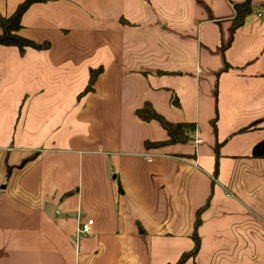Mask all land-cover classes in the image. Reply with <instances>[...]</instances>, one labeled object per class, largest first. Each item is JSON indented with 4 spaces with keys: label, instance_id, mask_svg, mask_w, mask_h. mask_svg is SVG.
Listing matches in <instances>:
<instances>
[{
    "label": "crops",
    "instance_id": "obj_1",
    "mask_svg": "<svg viewBox=\"0 0 264 264\" xmlns=\"http://www.w3.org/2000/svg\"><path fill=\"white\" fill-rule=\"evenodd\" d=\"M21 1L0 0V14ZM241 1L31 5L20 34L50 48L0 46V264H174L205 205L185 264H264V158L252 154L264 140V0L221 49ZM91 67L103 72L77 102ZM147 101L195 122L193 139L149 147L167 133L136 114ZM88 218L93 233L77 241Z\"/></svg>",
    "mask_w": 264,
    "mask_h": 264
},
{
    "label": "trees",
    "instance_id": "obj_2",
    "mask_svg": "<svg viewBox=\"0 0 264 264\" xmlns=\"http://www.w3.org/2000/svg\"><path fill=\"white\" fill-rule=\"evenodd\" d=\"M49 0H23L21 1L15 11L10 15L0 14V46H14L18 48L21 54H24L27 49L34 48L38 50L49 49L51 43L49 41L38 42L29 37L20 34L23 28L22 18L25 12L37 2H47ZM235 15L230 31V37L226 44L221 46L224 50L230 46L234 39L236 30L241 27L246 17L252 12V0H244L234 3ZM125 22V19L122 18ZM228 67V66H227ZM103 72V67H91L89 70V79L85 88L79 93V97L87 95L88 93L95 91V85L98 77ZM175 104L178 103L177 98H173ZM136 114L138 117L145 121L157 120L167 133V138L164 141L156 143L147 142L150 146H163L165 144L187 143L193 139L195 131L197 130V124L195 122H172L168 120L163 114L159 113L151 102L147 101L143 107L137 109ZM253 156L257 158H264V140L259 141L253 148ZM39 155V152H34L31 156L25 158L22 162V166L26 165L29 161L34 160ZM206 205L199 210L195 221V227L192 233L194 246L191 250L185 251L180 258L174 264H185L190 258H195L200 248V236L198 234V228L201 224V212L205 209Z\"/></svg>",
    "mask_w": 264,
    "mask_h": 264
},
{
    "label": "rangeland",
    "instance_id": "obj_3",
    "mask_svg": "<svg viewBox=\"0 0 264 264\" xmlns=\"http://www.w3.org/2000/svg\"><path fill=\"white\" fill-rule=\"evenodd\" d=\"M42 50H44V49H42ZM20 53V52H19ZM21 54V53H20ZM70 62H71V66H74V67H77L76 69H81V66H77V61H76V59H74V58H72V59H70ZM88 68V67H87ZM86 96V94L85 95H83L82 97H85ZM82 97H79V95L77 96V102H79L80 101V99H82ZM21 108H22V106H21ZM86 107H85V105H84V108H83V110L85 109ZM83 110L82 111H80V112H75L73 115L75 116V120L77 119V120H79L80 122H84L85 121V119L83 118V116L81 117V118H79V116H81L82 114H85L86 115V119L88 120V121H85V123H83L84 125H85V134H88V133H90L91 132V134L92 133H94V136H95V134H96V131H95V123H94V127L92 128L91 126H92V121L90 120V117L86 114L87 113V111H85V112H83ZM96 113V112H95ZM95 116H96V120L97 121H99V118H98V114H95ZM73 117V116H72ZM72 117H71V119H72ZM109 120V117H107L105 120H103V121H108ZM82 124V125H83ZM69 128L71 129L72 128V123H70L69 124ZM53 143V144H52ZM51 144L49 143V146H52V147H54V148H56L55 146V143H54V141L52 142ZM68 147H70V148H72L73 147V145H72V143H70V144H68ZM71 167H74V161H71ZM84 237H86L85 235L84 236H82V238H84Z\"/></svg>",
    "mask_w": 264,
    "mask_h": 264
},
{
    "label": "built area",
    "instance_id": "obj_4",
    "mask_svg": "<svg viewBox=\"0 0 264 264\" xmlns=\"http://www.w3.org/2000/svg\"><path fill=\"white\" fill-rule=\"evenodd\" d=\"M263 14H264V7H262L259 10L258 16H262ZM147 159L150 161L153 160L151 155H148ZM94 224H95V221L93 218L79 220L78 227H77V241H79L80 236L92 234Z\"/></svg>",
    "mask_w": 264,
    "mask_h": 264
}]
</instances>
